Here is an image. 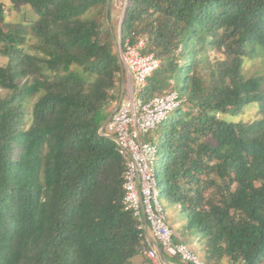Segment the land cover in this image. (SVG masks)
I'll return each instance as SVG.
<instances>
[{
  "label": "trees",
  "instance_id": "obj_1",
  "mask_svg": "<svg viewBox=\"0 0 264 264\" xmlns=\"http://www.w3.org/2000/svg\"><path fill=\"white\" fill-rule=\"evenodd\" d=\"M106 1L0 0V264H152L100 131L121 64L105 20L84 15ZM5 2L29 11L15 32ZM139 38L161 61L140 98L180 100L159 125L160 197L205 238L208 261L261 264L264 80L242 65L264 52V0H127L121 40ZM252 103L259 120H228Z\"/></svg>",
  "mask_w": 264,
  "mask_h": 264
},
{
  "label": "built area",
  "instance_id": "obj_2",
  "mask_svg": "<svg viewBox=\"0 0 264 264\" xmlns=\"http://www.w3.org/2000/svg\"><path fill=\"white\" fill-rule=\"evenodd\" d=\"M120 5L125 9L127 1ZM145 41L146 38H139L134 44L129 40L122 43L119 37L115 43L125 83L122 101L104 132L113 139L115 151L124 165L122 207L135 219L142 252L152 264H163L158 249L184 264H205L172 230L159 202L158 147L155 139H146V135L150 136L167 120L179 107L180 100L176 93H165L147 102L140 98L148 79L161 66V61L153 54L142 53Z\"/></svg>",
  "mask_w": 264,
  "mask_h": 264
},
{
  "label": "rangeland",
  "instance_id": "obj_3",
  "mask_svg": "<svg viewBox=\"0 0 264 264\" xmlns=\"http://www.w3.org/2000/svg\"><path fill=\"white\" fill-rule=\"evenodd\" d=\"M124 0H115L113 2L114 6V19L112 21L109 20V22L106 19V13L101 16L99 14V11H103L102 9L93 8L89 12H87L84 15V18L87 19H95L98 21L105 20L107 26L109 27L110 31L113 34V38L115 42L118 41V30H119V24L121 23V17L123 13V6L120 4ZM5 19H4V31H14L23 24V14L26 13L27 18H29V11L24 8H16L12 5L8 4V2H5ZM111 6V5H110ZM109 9V8H108ZM106 11V9H105ZM111 13V12H110ZM28 47V45H26ZM1 49V45H0ZM213 60V58H211ZM7 60L3 58L0 54V67L3 68L6 65ZM242 73L245 76V78H260L264 80V52L259 48L255 47V49L252 51L251 56H247L243 60L242 65ZM122 84L121 80L119 83H117V90L114 93H111L113 96L118 97L115 101L110 102L109 106L107 107V111H111L115 108L118 100L120 99L121 93H122ZM5 95V91L0 89V97H3ZM34 99H32L29 104L32 103ZM168 118H170L168 116ZM260 119V112L258 110V107L255 103L247 105L243 111L235 116H231L228 120L232 121L233 123H253ZM162 134L161 126L157 127L155 131L150 133L149 135H146V139L152 138L155 139V143H159V136ZM160 167V165H157V169ZM160 178V177H159ZM158 178V187L159 192L162 191V185H161V179ZM159 202L162 205L169 224L171 227H174L178 232L182 234V237H184V241L189 245L192 251H194L199 257L203 253V248L201 247L200 243L197 241L198 237L201 238L202 242L205 244V238L200 235L195 229H187L186 226V218L184 217V214L180 211L177 205H170L166 201L162 199V197H159ZM201 258V257H200ZM202 260V259H201ZM203 261V260H202ZM208 261V260H207ZM228 260H221L219 264H227ZM229 264V263H228ZM261 264H264L262 262Z\"/></svg>",
  "mask_w": 264,
  "mask_h": 264
},
{
  "label": "crops",
  "instance_id": "obj_4",
  "mask_svg": "<svg viewBox=\"0 0 264 264\" xmlns=\"http://www.w3.org/2000/svg\"><path fill=\"white\" fill-rule=\"evenodd\" d=\"M106 3H107V1H106ZM111 4V6H110V20L112 19V21H113V19H114V8L112 7V5L114 6V4L112 3V1H111V3H110V0H109V5ZM108 8H109V6H108ZM172 228V230L176 233V235H178V237L181 239V240H183L184 239V237H182V234L180 233V232H178L174 227H171ZM184 241V240H183ZM197 241L200 243V245H201V247L203 248V253L201 254V259L203 260V262L205 263V264H215L212 260H210V261H208L207 262V260H208V254H207V251H206V247H205V244L202 242V240H201V238L200 237H198V239H197ZM185 242V241H184ZM186 243V242H185ZM157 247V246H156ZM157 249H158V247H157ZM159 252H160V249H158V255H159ZM159 257H160V255H159ZM165 258L167 259V261L169 262V264H177V263H172V262H170V260H169V258L168 257H166L165 256ZM170 258H172V257H170ZM174 258V257H173ZM161 259V258H160ZM162 261V260H161ZM179 261V260H178ZM163 262V261H162ZM163 264H165L164 262H163ZM179 264H184V263H182V262H180L179 261ZM228 264V263H227Z\"/></svg>",
  "mask_w": 264,
  "mask_h": 264
},
{
  "label": "water",
  "instance_id": "obj_5",
  "mask_svg": "<svg viewBox=\"0 0 264 264\" xmlns=\"http://www.w3.org/2000/svg\"><path fill=\"white\" fill-rule=\"evenodd\" d=\"M108 6H109V0H107V3H106V11H105V13H106V19H107V21H108ZM124 13H125V11L122 13V16L124 15ZM120 27H121V25H120ZM120 27H119V29H120ZM121 30V29H120ZM120 30H119V32H120ZM119 36V35H118ZM114 43H116L115 42V40H114ZM120 79H121V84H122V93H121V96H120V99L118 100V102H117V104H116V106H115V108L111 111V113L108 115V117L106 118V120L103 122V124H102V126H101V133H102V135H104V136H106L105 134H104V128H105V126H106V124H107V122L109 121V119L111 118V116L113 115V113L116 111V109L118 108V106H119V104L121 103V101H122V98H123V91H124V76H123V73H121V76H120ZM106 137H108V136H106ZM109 138H111V137H109ZM157 247H158V245H156ZM159 255H160V258H161V260L165 263V264H169V262L167 261V259L165 258V255L160 251L159 252Z\"/></svg>",
  "mask_w": 264,
  "mask_h": 264
},
{
  "label": "clouds",
  "instance_id": "obj_6",
  "mask_svg": "<svg viewBox=\"0 0 264 264\" xmlns=\"http://www.w3.org/2000/svg\"><path fill=\"white\" fill-rule=\"evenodd\" d=\"M111 1V0H110ZM127 1V0H126ZM125 11V9H123V12ZM124 16V15H123ZM123 16L121 17V23L119 24V27H120V25L122 26V21H123ZM120 29H121V27H120ZM119 29V30H120ZM119 30H118V33H119V37H121V30H120V32H119ZM118 37V38H119ZM121 76V75H120ZM109 137V136H108Z\"/></svg>",
  "mask_w": 264,
  "mask_h": 264
}]
</instances>
